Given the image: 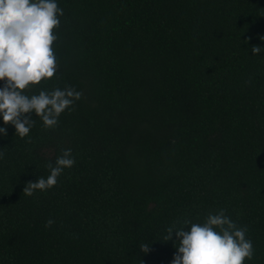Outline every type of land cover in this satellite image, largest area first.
Returning <instances> with one entry per match:
<instances>
[{
  "label": "trees",
  "instance_id": "16d2710c",
  "mask_svg": "<svg viewBox=\"0 0 264 264\" xmlns=\"http://www.w3.org/2000/svg\"><path fill=\"white\" fill-rule=\"evenodd\" d=\"M56 2L59 70L29 95L83 96L55 129L0 134V264H172L166 228L221 208L264 264V0ZM63 149L58 185L24 194Z\"/></svg>",
  "mask_w": 264,
  "mask_h": 264
},
{
  "label": "clouds",
  "instance_id": "9594fccd",
  "mask_svg": "<svg viewBox=\"0 0 264 264\" xmlns=\"http://www.w3.org/2000/svg\"><path fill=\"white\" fill-rule=\"evenodd\" d=\"M62 16L64 10L56 0H0V81L4 82L0 88V116L4 123L0 134L5 137L8 125L15 128V136L29 137L35 125L32 113L42 120L45 129H55L61 114L73 111L83 96L72 86L29 95L33 91L31 86L50 81L59 70L53 44L59 40L54 30L60 28ZM261 51L258 45L252 48L255 55ZM3 155L0 152V158ZM74 164L72 150L63 149L54 165L47 164L50 175L27 182L23 193L33 196L36 191L52 189L64 170ZM226 212L223 208L215 213L210 211L203 223L185 217L167 227L163 241H172L175 234L177 251L172 264H245L252 260L255 247L247 237L248 227L238 225ZM54 223L50 218L45 227ZM140 250L149 252V244L141 243Z\"/></svg>",
  "mask_w": 264,
  "mask_h": 264
}]
</instances>
